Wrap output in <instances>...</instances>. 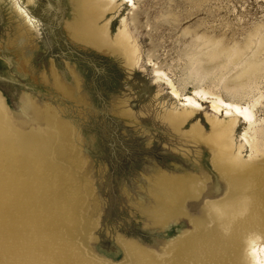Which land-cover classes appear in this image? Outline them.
I'll return each instance as SVG.
<instances>
[{"label":"rangeland","instance_id":"rangeland-1","mask_svg":"<svg viewBox=\"0 0 264 264\" xmlns=\"http://www.w3.org/2000/svg\"><path fill=\"white\" fill-rule=\"evenodd\" d=\"M76 16L73 0H0L2 120L18 135L45 143L44 158L53 171L43 174L54 181V195L71 199L75 211L73 224L58 227L53 253H70L79 264H140L137 251L152 264H235L232 252L217 253L219 259L207 251L195 259L182 255L174 263L173 241L190 235L197 225L203 232L216 229L219 237L227 234L208 213L204 197L209 188L216 195L212 199L224 197V182L207 147L185 134L197 123L208 131L215 116L223 117L211 113L208 101L199 100L202 107L183 129L173 130L165 112L180 105L155 71L164 72L183 94L199 88L229 99L223 82L232 73L213 70L198 78L196 60L204 67L212 64L205 60L208 40L231 47L245 43L251 32L262 33L264 0H113L99 20L108 24L113 39L125 25L137 49L131 67L74 39L69 25ZM261 102L255 113L264 124V98ZM247 126L237 125L235 140L244 145L245 159L252 152L260 159L259 137L252 152L242 139ZM0 158L15 166L20 159L13 147ZM160 172H187L204 182L201 196L186 202L187 215L165 225L148 190ZM259 192L258 219L231 227L240 238L249 230L264 236V189Z\"/></svg>","mask_w":264,"mask_h":264},{"label":"bare ground","instance_id":"bare-ground-1","mask_svg":"<svg viewBox=\"0 0 264 264\" xmlns=\"http://www.w3.org/2000/svg\"><path fill=\"white\" fill-rule=\"evenodd\" d=\"M73 1L77 18L69 25L72 37L97 50L119 57L126 66L131 67L135 64L137 49L130 43V36L125 25H121L117 36L113 39L110 36L108 24H101L99 20L112 6L113 0ZM123 1L128 3L132 0ZM26 18L28 22H32L31 17L26 15ZM263 30L260 34L257 31L251 32L247 40L245 39V43H236L231 47L208 40L207 46L210 50L205 53V60L212 64L204 67L200 64L201 59L196 60L199 67L195 70V75L198 78L213 70L219 73H232L223 82V89L229 95V99L199 88H194L192 94H183L164 72L155 71L157 79L164 81L170 94L180 105V108L176 105L165 112L164 118L173 130L183 129L184 124L202 107L199 100L208 101L211 104V113L214 115L221 113L223 117L219 119L215 116L209 124L208 131L197 123L191 125L184 133L195 143L207 147L211 154L212 167L224 182L223 186L226 188L224 197L212 199L216 195L211 188L204 197L208 198L205 202L208 213L210 212L219 225L223 226L227 234L222 233L225 236L219 237L215 233L216 229L208 228L206 232H203L201 226L197 225L190 235L184 238L178 237L173 241L174 263H177L182 255L183 258L184 256L194 258L196 254L200 255L202 251H207L209 255L211 253L217 256L218 253L221 257L223 253L225 255V252L227 254L232 252L234 255L230 258L235 261V264H264L263 234L249 230L243 239L231 228L234 225L253 224V219H258L256 208L260 205L259 189H264L262 188L264 185V124L256 118L255 113V109L264 98V92L260 89V81L264 76V58H261L264 52ZM4 108L5 104L0 96V153L13 147L20 159L15 166L12 165L13 163L3 162L0 158V264H79L80 261L71 257L70 253H68L69 256L67 253L63 255L65 252L53 253V244L58 238V227L73 224L75 211L71 199L63 198V196L62 198L58 196V199L57 195H54L56 193V189L52 188L54 181H50L49 175L43 174L48 170L53 171L44 158L45 143L35 137H23L15 133L8 122L2 120L1 114L4 113ZM241 122L248 124L242 133V139L250 146L251 152L254 150L252 144L255 143L254 139L259 137L262 158L252 157L253 152L250 158L243 157L244 145L237 144L235 140L237 125ZM199 180L198 177L187 172L186 174H166L165 172L158 174L148 190L158 205V217L161 224L165 225L174 218L187 215L186 202L199 198L204 192V186H202L204 182ZM50 197L52 199L49 200ZM212 246L216 247L211 248ZM244 249H246L245 252H243ZM136 255L137 262L140 264H152L141 251H137ZM219 259H221L220 256ZM183 260L181 259L182 262ZM191 260L188 259L189 262Z\"/></svg>","mask_w":264,"mask_h":264}]
</instances>
